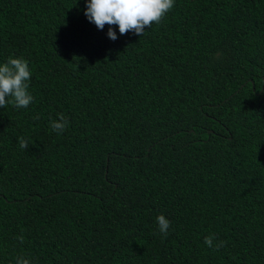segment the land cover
Here are the masks:
<instances>
[{
	"label": "trees",
	"instance_id": "obj_1",
	"mask_svg": "<svg viewBox=\"0 0 264 264\" xmlns=\"http://www.w3.org/2000/svg\"><path fill=\"white\" fill-rule=\"evenodd\" d=\"M86 8L0 0L34 98L0 108V264H264V0H175L143 35Z\"/></svg>",
	"mask_w": 264,
	"mask_h": 264
},
{
	"label": "clouds",
	"instance_id": "obj_2",
	"mask_svg": "<svg viewBox=\"0 0 264 264\" xmlns=\"http://www.w3.org/2000/svg\"><path fill=\"white\" fill-rule=\"evenodd\" d=\"M175 0H87L85 15L88 20L94 23L98 29L103 30L105 25L118 26L119 33L125 35L134 32L136 35H143L146 28L154 23L159 24L165 15L174 7ZM108 37L116 40L117 34L112 27H109ZM29 63L23 58H9L0 65V108H4L11 97V103L16 108H27L33 101V96L28 92V83L31 79ZM39 116L34 117L38 119ZM67 118L61 113L57 120L50 121L51 129L62 133L67 125ZM19 147L28 148V142L24 137H19ZM159 232L167 235L170 221L164 215L157 217ZM214 235L205 237V243L213 247ZM23 240V237H20ZM223 246V242L216 245V248ZM16 264H30V260L17 257Z\"/></svg>",
	"mask_w": 264,
	"mask_h": 264
}]
</instances>
